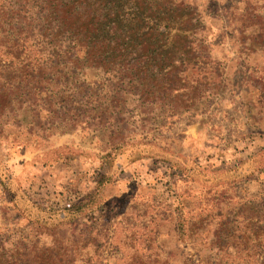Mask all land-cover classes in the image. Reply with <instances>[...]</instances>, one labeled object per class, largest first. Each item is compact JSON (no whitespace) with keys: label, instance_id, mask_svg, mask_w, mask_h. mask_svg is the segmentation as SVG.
Segmentation results:
<instances>
[{"label":"rangeland","instance_id":"374dc122","mask_svg":"<svg viewBox=\"0 0 264 264\" xmlns=\"http://www.w3.org/2000/svg\"><path fill=\"white\" fill-rule=\"evenodd\" d=\"M192 1L209 61L205 94L181 113L63 129L44 110L58 89L40 78L30 105L12 96L0 109V234L31 238L34 217L63 223L76 264H264V33L238 25L246 7L264 17V0ZM92 74L78 82L104 89ZM123 140L146 144L114 150ZM29 201L79 207L62 219Z\"/></svg>","mask_w":264,"mask_h":264},{"label":"trees","instance_id":"16d2710c","mask_svg":"<svg viewBox=\"0 0 264 264\" xmlns=\"http://www.w3.org/2000/svg\"><path fill=\"white\" fill-rule=\"evenodd\" d=\"M194 14L192 0H0V58L12 62L0 66V109L13 110L12 96L30 105L27 82L40 78L58 89L55 100L45 97L44 110L51 113V125L63 129L103 118L128 123L126 115L137 110L138 120L166 107L169 115L181 113L205 94L209 54L196 38ZM240 17L241 30L258 27L264 33V17L254 7H246ZM90 73L108 80L104 89L78 82ZM128 143L146 144L123 140L113 148ZM30 203L62 219L79 207ZM32 221L31 238L0 234V264L82 260L76 244L59 237L63 223ZM41 231H49L48 243L40 241Z\"/></svg>","mask_w":264,"mask_h":264}]
</instances>
